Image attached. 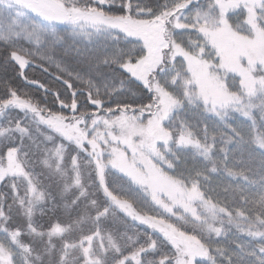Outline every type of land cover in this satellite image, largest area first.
Instances as JSON below:
<instances>
[{
  "label": "snow or ice",
  "instance_id": "1",
  "mask_svg": "<svg viewBox=\"0 0 264 264\" xmlns=\"http://www.w3.org/2000/svg\"><path fill=\"white\" fill-rule=\"evenodd\" d=\"M8 66L0 264H264V0H0Z\"/></svg>",
  "mask_w": 264,
  "mask_h": 264
},
{
  "label": "trees",
  "instance_id": "2",
  "mask_svg": "<svg viewBox=\"0 0 264 264\" xmlns=\"http://www.w3.org/2000/svg\"><path fill=\"white\" fill-rule=\"evenodd\" d=\"M27 74L30 78L37 79L41 83L49 85L54 89H59L63 91V85L54 78L55 75L57 74L54 66L49 68V71L47 73L42 72L40 70L29 69ZM0 80H11L14 86H17L23 90L28 91L33 97L38 98L42 101L44 99L43 90L37 88L36 86L25 84L24 81H22L17 77L15 70L11 66H8L7 68L0 67ZM52 100L53 97L49 95L47 97L49 106H52ZM56 107H58V105H56ZM13 115H15V113H13ZM116 179L118 180L119 183H124V181L119 180V177H116Z\"/></svg>",
  "mask_w": 264,
  "mask_h": 264
}]
</instances>
